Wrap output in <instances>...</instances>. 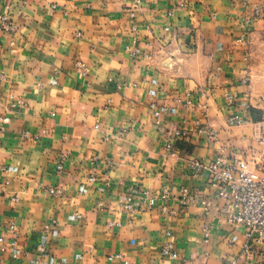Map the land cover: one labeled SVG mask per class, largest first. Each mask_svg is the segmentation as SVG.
Wrapping results in <instances>:
<instances>
[{
  "label": "crops",
  "instance_id": "0c3cea01",
  "mask_svg": "<svg viewBox=\"0 0 264 264\" xmlns=\"http://www.w3.org/2000/svg\"><path fill=\"white\" fill-rule=\"evenodd\" d=\"M0 13L16 25L0 21V235L18 232L0 264L261 261L242 255V228L178 196L212 198L197 162L264 156V0H0ZM182 130L178 158L163 156ZM166 185L155 209L123 208L130 188Z\"/></svg>",
  "mask_w": 264,
  "mask_h": 264
},
{
  "label": "built area",
  "instance_id": "2783aa9c",
  "mask_svg": "<svg viewBox=\"0 0 264 264\" xmlns=\"http://www.w3.org/2000/svg\"><path fill=\"white\" fill-rule=\"evenodd\" d=\"M0 21L3 32L11 34L16 31L15 23L8 16L0 13ZM77 67L82 70L83 75H86L84 65L78 63ZM150 108L153 116L159 120L162 113L156 109L154 104H151ZM245 124L246 121L235 115H232L228 120L229 126ZM197 128L199 133H207L213 140L218 137V131L206 129L200 123L197 124ZM187 137L188 133L183 130L166 136L163 156L178 158L176 144ZM259 140L264 144V139L259 138ZM253 164L255 166L252 167ZM195 165L207 172L208 183L213 191L212 198L204 199L189 188L182 186L179 188L178 196L180 206L185 209L199 206L203 207L207 213H221L230 225L243 229L242 255L248 257L259 254L261 261L257 264H264V156L259 161L255 158L252 161L241 158L235 160L234 165H229L223 158L211 163L201 161ZM61 169L62 166H59V170ZM2 171L5 172V169L3 168ZM258 171H261L262 174H257ZM8 185V179L0 182V192L4 193ZM46 191L52 196L59 194L56 189ZM170 195L171 188L168 185L164 186L157 195L145 189L130 188L123 195V208L130 214L150 211L158 207L161 201L169 199ZM163 210L166 211L165 208ZM9 233L14 238L7 240L4 235H0V246L16 250L18 232L14 223L10 225ZM167 236L171 237L170 234ZM208 238L209 230L205 229L206 241ZM39 250L44 251L43 248ZM162 254L166 257L175 258L174 243L171 241L166 243L162 249ZM18 257L14 253V258L18 259ZM112 259L113 257L110 258V260Z\"/></svg>",
  "mask_w": 264,
  "mask_h": 264
},
{
  "label": "rangeland",
  "instance_id": "374dc122",
  "mask_svg": "<svg viewBox=\"0 0 264 264\" xmlns=\"http://www.w3.org/2000/svg\"><path fill=\"white\" fill-rule=\"evenodd\" d=\"M259 104H258V106L257 107H259L258 109H255V111H256V114L258 115V117L260 118L261 116V114L262 113H264V109H262V108H260V106L259 105H262V107H264V105H263V102H264V94L262 95V97H259Z\"/></svg>",
  "mask_w": 264,
  "mask_h": 264
}]
</instances>
